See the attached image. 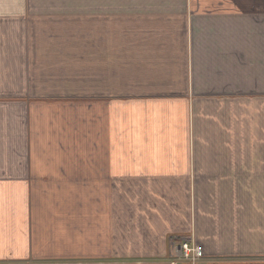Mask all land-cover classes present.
<instances>
[{
    "label": "crops",
    "instance_id": "1",
    "mask_svg": "<svg viewBox=\"0 0 264 264\" xmlns=\"http://www.w3.org/2000/svg\"><path fill=\"white\" fill-rule=\"evenodd\" d=\"M183 241L264 264V0H0V264H191Z\"/></svg>",
    "mask_w": 264,
    "mask_h": 264
},
{
    "label": "rangeland",
    "instance_id": "2",
    "mask_svg": "<svg viewBox=\"0 0 264 264\" xmlns=\"http://www.w3.org/2000/svg\"><path fill=\"white\" fill-rule=\"evenodd\" d=\"M62 1L63 2L66 1V4L70 5L75 0L74 1L73 0H62ZM87 10H89V8L81 6L79 11L68 13L67 16L62 17L65 21H68V20L71 21L69 23L70 32L67 35V38H65V40L75 45L74 47H68L65 49L68 55H71L74 57H86L87 56L86 42L90 40V38L87 37V33H86V23H87V13L86 12ZM59 34L60 33L58 32V35ZM58 40L61 41L62 38L58 37ZM174 261H183V259L182 260L174 259ZM201 261L202 259L199 262ZM199 262L198 264H200Z\"/></svg>",
    "mask_w": 264,
    "mask_h": 264
},
{
    "label": "built area",
    "instance_id": "3",
    "mask_svg": "<svg viewBox=\"0 0 264 264\" xmlns=\"http://www.w3.org/2000/svg\"><path fill=\"white\" fill-rule=\"evenodd\" d=\"M182 258L190 261L191 264H198L203 257L202 248L190 241H183L181 244Z\"/></svg>",
    "mask_w": 264,
    "mask_h": 264
}]
</instances>
